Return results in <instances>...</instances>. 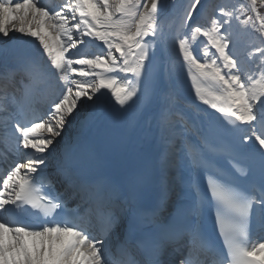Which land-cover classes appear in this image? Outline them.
<instances>
[{
    "label": "snow or ice",
    "instance_id": "1",
    "mask_svg": "<svg viewBox=\"0 0 264 264\" xmlns=\"http://www.w3.org/2000/svg\"><path fill=\"white\" fill-rule=\"evenodd\" d=\"M164 7V0H65L50 10L40 0H0V40L23 45L29 37L35 45V53L22 56L16 70L0 74L5 94L22 76L9 103H0V113L6 114L2 139L20 156L0 175V264H175L164 259L173 254L179 264H208L209 259L212 264H264V242L250 236L253 214L264 217V0L232 5L187 0L174 20L180 67L196 98L214 110L212 116L220 114L208 119L214 138L198 131L184 144L192 172L208 174L205 191L191 180L190 199L164 215L166 194L149 207L131 181L75 171L67 144L55 175L72 196L56 193L46 174L56 138L78 109H89L88 118H95L115 105L126 110L148 95L151 57L165 40ZM249 33L255 36L241 54L240 36ZM88 44L100 51L81 53L78 46ZM50 78L58 80L60 90L46 117L37 116L31 102ZM166 99L172 103V97ZM72 199H78L74 207ZM29 210L42 223L19 219ZM208 210L215 214L212 231L206 226ZM124 220L123 240L117 236L113 249V234ZM216 229L222 245L216 243ZM26 237L38 239L30 243Z\"/></svg>",
    "mask_w": 264,
    "mask_h": 264
},
{
    "label": "bare ground",
    "instance_id": "2",
    "mask_svg": "<svg viewBox=\"0 0 264 264\" xmlns=\"http://www.w3.org/2000/svg\"><path fill=\"white\" fill-rule=\"evenodd\" d=\"M42 0H40L41 2ZM167 7L164 8V10L162 12L165 13ZM11 35V33H10ZM17 36H19L20 34L17 33ZM25 41H27L25 44L21 45L20 43H18L16 40H7V38L0 40V56L2 55L3 59H7L8 55H4L3 53V45H7L8 43L16 48L19 49H26V48H30L29 52H34L35 53V45H33L31 43V38L29 37H25L24 38ZM157 51H154V54L151 57V63L149 64V74L148 77L145 80V86L148 88V95H142L141 98L139 100L136 101L135 104H133L131 107H126L125 109H121L119 105H115L114 100L112 101V104L115 105V108L112 110H109L108 112H105V114L101 115V116H97L95 118L97 119H103V117L105 118V116L107 115H111L113 111H115L116 109L120 110V113L118 114V116H116V118H112L113 122H112V129L115 128V126L119 123L121 124L122 121H124L127 116L129 114H131V112L136 111V108L138 107V109H141V114L140 117L143 118H139L136 117L133 114V117L136 118L137 122L142 121V120H146V117L148 118L149 115L152 117V119H157L158 123L161 122V126H162V132L158 133V126L153 125V123L150 124V129H151V134L148 138L144 139V144L141 145L139 147V140L136 138V134H135V129H131V135H130V140L132 141V145L131 148L132 149H137V151H143V152H149V153H153L156 154L158 151V147L155 149V143L157 142L154 138H160L161 140L165 139V135L163 134V132H167V129H169L170 124L168 123H164L162 121V119H160V117H165V109H168V111L170 112L172 110V104H169L167 101V99L161 95L158 96V92H160L161 90L164 89V91L167 90L168 87L170 86V82L173 78V70L172 69H166V71L163 72V70L160 67L159 64V58H167L168 56H170V50H171V46L169 43H159L157 45ZM171 57L168 58V60H170ZM10 61V58L8 59ZM9 61H6L7 63ZM5 63V61L2 60V58L0 57V74H4V69L2 68V64ZM169 63V61H168ZM180 66V64L178 65ZM160 67V70H157V68ZM57 80V79H56ZM58 81V80H57ZM164 85V86H163ZM162 87V88H161ZM2 93V92H0ZM166 102V103H165ZM194 102L197 104V107H195L198 111L199 114L195 115V120L196 123H198V125H200L202 122H199L201 119L202 121H205V117L204 116L207 112L209 111H213V109H211L209 106L207 105H203L202 102L198 101L195 99ZM164 103L163 107H160V104ZM201 110V113H200ZM171 114V113H170ZM4 117V116H3ZM3 117L0 114V137L4 136L5 133V129L3 127ZM112 117V115H111ZM72 119V117H69V123L66 124L65 130L63 131L62 135H65L68 130L71 128L70 126V120ZM91 121V119H90ZM85 122V126L86 127H90L91 122ZM121 122V123H120ZM145 128H143L142 132H144ZM150 133V130H149ZM57 137V143L60 142L61 137Z\"/></svg>",
    "mask_w": 264,
    "mask_h": 264
},
{
    "label": "rangeland",
    "instance_id": "3",
    "mask_svg": "<svg viewBox=\"0 0 264 264\" xmlns=\"http://www.w3.org/2000/svg\"><path fill=\"white\" fill-rule=\"evenodd\" d=\"M165 1L168 3L170 0H165ZM171 1H172V8L170 9V11L174 10L176 8L175 12H178V10L182 7V5L187 2V0H171ZM174 5H176V6H174ZM173 14H176V13H173L171 11L169 15H173ZM160 15H161V13H160ZM163 29L165 30L164 27H163ZM251 42H252V40L250 41V44L248 45V48L250 47ZM79 111H81V112H79ZM89 111H90L89 109L81 108V109H78L76 115H77V117H79L81 113H85L86 115H88Z\"/></svg>",
    "mask_w": 264,
    "mask_h": 264
}]
</instances>
